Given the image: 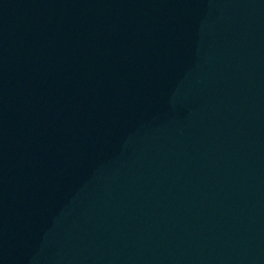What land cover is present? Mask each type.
<instances>
[{
  "label": "water",
  "instance_id": "obj_1",
  "mask_svg": "<svg viewBox=\"0 0 264 264\" xmlns=\"http://www.w3.org/2000/svg\"><path fill=\"white\" fill-rule=\"evenodd\" d=\"M0 264H264V0H0Z\"/></svg>",
  "mask_w": 264,
  "mask_h": 264
}]
</instances>
